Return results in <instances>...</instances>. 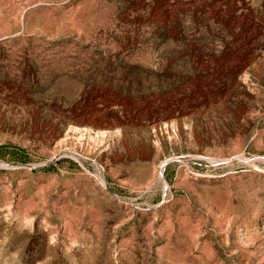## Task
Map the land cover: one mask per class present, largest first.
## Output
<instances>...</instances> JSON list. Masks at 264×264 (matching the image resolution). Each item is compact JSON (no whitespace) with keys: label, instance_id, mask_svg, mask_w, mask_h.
Instances as JSON below:
<instances>
[{"label":"rangeland","instance_id":"1","mask_svg":"<svg viewBox=\"0 0 264 264\" xmlns=\"http://www.w3.org/2000/svg\"><path fill=\"white\" fill-rule=\"evenodd\" d=\"M0 264H264V0H0Z\"/></svg>","mask_w":264,"mask_h":264}]
</instances>
